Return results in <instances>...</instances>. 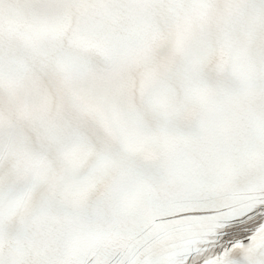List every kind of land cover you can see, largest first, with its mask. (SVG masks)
Masks as SVG:
<instances>
[{"label":"snow or ice","instance_id":"obj_1","mask_svg":"<svg viewBox=\"0 0 264 264\" xmlns=\"http://www.w3.org/2000/svg\"><path fill=\"white\" fill-rule=\"evenodd\" d=\"M0 264H264V0H0Z\"/></svg>","mask_w":264,"mask_h":264}]
</instances>
